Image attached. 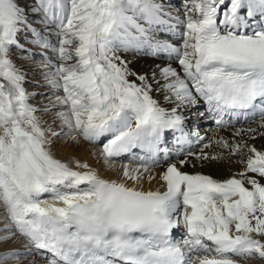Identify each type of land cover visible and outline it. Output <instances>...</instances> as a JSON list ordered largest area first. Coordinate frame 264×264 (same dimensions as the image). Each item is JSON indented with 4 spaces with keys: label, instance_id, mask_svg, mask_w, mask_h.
<instances>
[{
    "label": "snow or ice",
    "instance_id": "snow-or-ice-1",
    "mask_svg": "<svg viewBox=\"0 0 264 264\" xmlns=\"http://www.w3.org/2000/svg\"><path fill=\"white\" fill-rule=\"evenodd\" d=\"M173 7L170 0H0V245L20 240L26 250L0 253V264L22 256L45 264L264 261V148L243 139L264 137V0H184L182 16ZM24 31L29 43L55 52L58 63L45 57L43 64L54 69L44 79L60 93V131L43 126L11 59L13 48L24 50ZM169 33L179 47L163 38ZM128 52L166 53L179 70L165 66L149 78L129 67L121 55ZM201 102L204 111L192 115L207 114L218 127L241 118L257 125L238 128L239 141H216L243 166L223 181L182 170L196 166L192 157L201 166L225 159L205 153L209 144L199 154L184 150L191 136L203 139L186 129L183 114ZM54 140L99 145L109 167L121 157L141 163L102 178L86 163L58 158ZM154 167H164L163 191L144 188Z\"/></svg>",
    "mask_w": 264,
    "mask_h": 264
},
{
    "label": "bare ground",
    "instance_id": "bare-ground-1",
    "mask_svg": "<svg viewBox=\"0 0 264 264\" xmlns=\"http://www.w3.org/2000/svg\"><path fill=\"white\" fill-rule=\"evenodd\" d=\"M165 2L167 3L168 0H165ZM183 3H184V0H171V4L174 6L172 8V11L174 14H178L181 16L183 15V7H182ZM175 5H180L181 8H178V6H175ZM163 38L168 39L170 43H173L177 47L180 46V38L177 34L169 33ZM55 43L56 41L53 40V44ZM121 55L126 60L130 61L129 67L133 71H136L140 74H146L149 76V78H151V73L153 71H155L157 73V76H159L160 68L165 67V66L170 65L172 68L179 70V65L176 62L175 58L168 57L166 53H161L158 56H152L151 54H144L143 52L136 53V54L128 52V53H121ZM42 58L44 59V57ZM51 59L54 62L58 63V61L53 55H51ZM157 65H159L160 67H157ZM130 79H134V77H130ZM152 95L155 99H157L160 102L161 106L165 108H169V109L172 107L171 104L164 101L163 92L153 91ZM197 111H204V107L201 105V103L200 105L197 106V108L186 110L183 113L186 117H188V119H186V129L190 131H196L198 132L200 137H203L202 140H198L196 136H191L192 142H193L192 146L195 152L199 154L200 149L203 148L205 144H209L210 147L204 148L205 153L213 154V155L219 153V154H222L225 157V159L220 162H214L212 164H205L201 166L198 162H196L195 157H192L190 159L192 160L193 163L196 164V166L193 167L191 164H189V165H186L183 168V170L190 171L192 173L199 172L205 175H210L219 181L226 180L230 176H232L234 173L240 172L243 166L240 163H238L239 157L235 156V157L229 158L228 150L222 149L216 143V141L219 140V131L213 125L212 119L207 118V114L205 118H199L195 115H192V113L197 112ZM40 118L42 121L43 117L40 116ZM44 122L46 123V121ZM44 122H42L43 126L45 124ZM248 143L250 145H254L258 149L264 148V137H257V139L252 140V141L248 140ZM165 146L168 147L170 153L173 156L176 155L175 153L176 147H175V144L173 143L172 133L167 134V143ZM53 150L56 153L57 157L64 160L65 162H68L70 159L79 160L81 163L88 164L92 170L97 171L101 175L102 178H106V179H118L119 173L122 171L124 164H128L130 168L134 169L141 163L139 159L133 160L131 157H128L126 159L117 161L113 167H109L105 163H104L103 168H102L103 165H101V167L100 166L96 167V164L98 163V159L101 158V156L99 155V151H100L99 145L93 146L83 141H81V143L77 146V145L72 144L71 142H68V144H66V141L63 142L61 140V142H58L56 140L53 143ZM96 152L99 155V156L97 155V158H96ZM174 161L176 162V157ZM163 171H164L163 167L150 168L149 171L145 173V176H144V188L146 190L160 189L161 191H163L164 185H163V182L160 181V175L163 173ZM149 176L156 177V179L153 180L150 184L148 183ZM261 182L264 183V181H261ZM4 224H5V221L3 220V215L0 214V229L4 228ZM14 250L15 251L19 250L21 252L23 250H24L23 252L26 251L23 247L22 241H18V240H14L12 242L0 245V252L14 251ZM237 259H238V264H241L244 261L248 264H254V263L260 264L255 260H252L249 263L248 260H240L239 258ZM10 260H13V262L9 261V263L7 262V264H30L28 262L29 261L28 258H23L22 262H19V263L17 260L16 261H14V259H10Z\"/></svg>",
    "mask_w": 264,
    "mask_h": 264
},
{
    "label": "rangeland",
    "instance_id": "rangeland-1",
    "mask_svg": "<svg viewBox=\"0 0 264 264\" xmlns=\"http://www.w3.org/2000/svg\"><path fill=\"white\" fill-rule=\"evenodd\" d=\"M170 2H171V0H170ZM21 3H22V5H23V3H24V0H21ZM30 4H31V0H28V5L30 6ZM175 6H178V8H181L180 7V5H175ZM183 7V6H182ZM29 18H32L33 19V17H29ZM36 28L37 27H41L39 24H35L34 25ZM18 39H19V42H20V44L21 45H23L24 46V50H21V49H19V48H13L12 50H11V59H12V61L14 62V64L23 72V73H26V72H33V73H36V72H38L39 70V67H40V64H36V61L35 60H37L38 62H40L41 61V59H40V55H41V52H46V53H48L49 51L48 50H45V49H42V48H39V47H36V46H34L33 44H31V43H29V41L32 39V37L31 36H27L26 34H24V32H22L20 35H19V37H18ZM53 40L54 41H56L57 40V38H56V36H55V34H53ZM25 50L26 51H28V52H30V51H33V53H34V58H35V60L33 59V57H27L26 55H24V57L25 58H27V59H25L24 57H22V54H24L23 52H25ZM27 53V52H26ZM40 55H39V54ZM55 58H56V55H55V52L53 51V54H52ZM15 57H17L16 59H15ZM44 58H45V56H44ZM48 59V58H47ZM49 60V59H48ZM50 61V60H49ZM18 64H20V65H18ZM23 65H24V67H23ZM48 68V71L50 72V70H49V67H47ZM44 77V76H43ZM43 77H35V76H31V75H28V74H26L25 75V80H24V87H25V90L30 94V96H29V103L31 104V105H33V106H36L37 108H39V109H42L43 111L45 110V109H51V111H50V113H49V115H51L52 116V118L54 119V117H55V106H53V104H54V100H50V99H48V97H49V95H46L45 93V90H44V88H47V87H49L48 86V84H47V81L46 80H43L42 78ZM56 105H58V104H56ZM59 106V105H58ZM38 115H40L41 117H43V119H42V122H44V117H45V115H47L48 113H45L43 116H42V114H40V113H37ZM45 123V122H44ZM48 123V124H47ZM50 125H52V127H55L54 129L56 130V131H60V128H59V124H58V122H54V120H52V119H50V118H48V121L44 124V126L45 127H49ZM54 141H56V140H54ZM58 142H61V140H57ZM63 142H65L64 140H62ZM66 144H68V142L66 141ZM97 152H96V158H97ZM99 156V155H98ZM97 165L98 166H101L102 164L101 163H99V161H98V163H97ZM98 166H96V167H98ZM104 166H102V168H103ZM15 251V250H14ZM19 251V250H18ZM24 251V250H23ZM23 251L21 252V251H19V252H21V253H23ZM0 253H3V252H0ZM32 257L33 256H28L27 258H28V260H30V259H32ZM23 256L20 258V261H18V263L19 262H22V260H23ZM252 260H255V261H257L258 263H260V264H264V261H260V260H258V259H249L248 261H249V263L252 261ZM9 261H11V262H13V260H9ZM9 261H7L8 263H9ZM14 261H16V259H14ZM35 261V262H34ZM30 264H40L41 262L43 263V262H45L43 259H41L39 256H35V257H33V260H31V261H28ZM41 263V264H42ZM242 263H246L245 261L244 262H242ZM43 264H45V263H43ZM255 264V263H254Z\"/></svg>",
    "mask_w": 264,
    "mask_h": 264
}]
</instances>
